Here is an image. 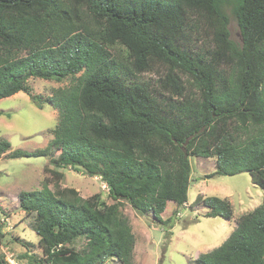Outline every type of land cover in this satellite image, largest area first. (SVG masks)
<instances>
[{
  "label": "trees",
  "instance_id": "obj_1",
  "mask_svg": "<svg viewBox=\"0 0 264 264\" xmlns=\"http://www.w3.org/2000/svg\"><path fill=\"white\" fill-rule=\"evenodd\" d=\"M158 67L155 83L139 78ZM68 77L48 102L58 123L46 149L11 152L0 140V157L60 152L42 188L18 196L36 214L45 264H133L120 206L62 187L59 169L100 177L113 201L165 225L169 202L187 204L190 157L216 158L217 175L249 172L264 190V0H0V100L23 92L42 109L30 80ZM200 204L207 217L234 219L228 199ZM80 237L82 250L70 246ZM195 264H264V196Z\"/></svg>",
  "mask_w": 264,
  "mask_h": 264
},
{
  "label": "rangeland",
  "instance_id": "obj_2",
  "mask_svg": "<svg viewBox=\"0 0 264 264\" xmlns=\"http://www.w3.org/2000/svg\"><path fill=\"white\" fill-rule=\"evenodd\" d=\"M232 39L241 42L237 21L231 17ZM158 70L140 75L142 81L155 83ZM68 77L61 82L41 79L30 80L33 95L39 98V109L31 98L21 92L0 100V140L11 144V152L44 150L52 140V130L58 123V111L48 103L54 91L74 82ZM45 157L13 159L9 153L0 157V262L1 264H45L39 236L34 231L36 214L27 215L20 207L19 194L40 190L44 179L51 177L46 169H56L52 160L60 152L50 148ZM191 178L187 204L178 208L169 202L161 215L162 221L175 217L165 225L152 214L142 215L126 201L116 202L109 195L107 185L100 177H90L71 168L63 172L61 186L76 189L79 196L89 199L99 196L100 204L120 206L127 216L136 242L132 254L133 264H195L201 254L221 246L236 227V220L261 205L264 190L253 184L249 172L236 175H217V159L190 157ZM53 189V187L51 186ZM228 199L234 211V219L207 217L206 206H193L197 197ZM178 214L175 216V212ZM85 237L76 239L70 246L82 250L87 244ZM34 245V246H33ZM37 260V261H36ZM105 264H122L109 258Z\"/></svg>",
  "mask_w": 264,
  "mask_h": 264
}]
</instances>
